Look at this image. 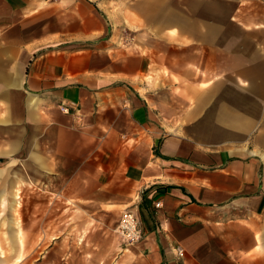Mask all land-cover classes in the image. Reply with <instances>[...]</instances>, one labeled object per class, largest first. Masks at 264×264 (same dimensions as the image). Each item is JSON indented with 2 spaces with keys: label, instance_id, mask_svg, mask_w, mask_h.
I'll list each match as a JSON object with an SVG mask.
<instances>
[{
  "label": "crops",
  "instance_id": "crops-1",
  "mask_svg": "<svg viewBox=\"0 0 264 264\" xmlns=\"http://www.w3.org/2000/svg\"><path fill=\"white\" fill-rule=\"evenodd\" d=\"M19 160L134 214L137 264H264V0H0V176Z\"/></svg>",
  "mask_w": 264,
  "mask_h": 264
},
{
  "label": "rangeland",
  "instance_id": "rangeland-1",
  "mask_svg": "<svg viewBox=\"0 0 264 264\" xmlns=\"http://www.w3.org/2000/svg\"><path fill=\"white\" fill-rule=\"evenodd\" d=\"M20 164L15 161L13 172L3 171L0 176L4 199L0 206V264H137L134 255L120 251L116 222L108 224L101 216L87 213L84 206L70 207L63 194L38 189L33 180L23 182ZM0 169L5 170L1 165ZM16 192L18 204L12 209ZM39 219L46 220V234L51 238H43V223L42 237H37ZM26 234H30L29 246L25 245Z\"/></svg>",
  "mask_w": 264,
  "mask_h": 264
},
{
  "label": "built area",
  "instance_id": "built-area-1",
  "mask_svg": "<svg viewBox=\"0 0 264 264\" xmlns=\"http://www.w3.org/2000/svg\"><path fill=\"white\" fill-rule=\"evenodd\" d=\"M61 112L68 113V108L62 107ZM160 203L155 204V208H160ZM117 232L120 239L127 247L134 246L141 240V231L137 218L130 211H124L121 214L117 225Z\"/></svg>",
  "mask_w": 264,
  "mask_h": 264
}]
</instances>
